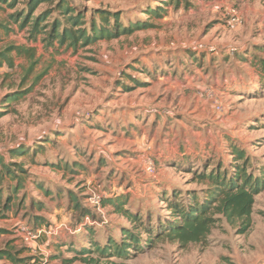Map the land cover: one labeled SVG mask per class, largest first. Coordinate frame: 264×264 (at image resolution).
<instances>
[{"label": "rangeland", "instance_id": "374dc122", "mask_svg": "<svg viewBox=\"0 0 264 264\" xmlns=\"http://www.w3.org/2000/svg\"><path fill=\"white\" fill-rule=\"evenodd\" d=\"M68 1L87 27L97 11L115 14L120 28L151 26L75 48L45 40L55 20L65 23L54 5L30 11L24 28L9 15L24 13L26 0L0 10L10 29L0 30V53L15 48L0 67V156L7 162L20 146L41 151L14 160L24 165L26 183L8 210L5 198L0 203V251L16 254L18 264H88L71 259L89 248L90 236L100 245L119 241L130 223L96 206V197L128 196V209L150 217L154 228L170 218L164 199L172 192L183 201L192 191L205 199L210 184L196 174L206 168L232 172L244 162L249 175L264 176V0ZM47 12L31 38V21ZM10 96L18 100L7 103ZM236 150L245 161L235 160ZM56 162L60 169L49 166ZM69 193L90 216L74 210ZM35 217L56 236L25 242L17 229L35 230ZM213 219L202 242L160 240L129 260L98 264H264V189L248 219ZM53 239L67 249L49 250Z\"/></svg>", "mask_w": 264, "mask_h": 264}, {"label": "trees", "instance_id": "16d2710c", "mask_svg": "<svg viewBox=\"0 0 264 264\" xmlns=\"http://www.w3.org/2000/svg\"><path fill=\"white\" fill-rule=\"evenodd\" d=\"M174 1L178 4L183 0H165L163 3L170 4ZM18 2L19 0H0V10H4V7L12 9ZM25 4L27 9L23 11L24 13L9 15V19H12L13 22L21 21L20 28H24L29 23L30 11L44 4L54 5V12H57L64 19L65 23L61 20H55L51 26V30L46 33L47 38L45 40L49 45L57 41L60 45L67 43L69 47L75 48L78 47V43H81V46H89L102 39L116 38L121 35L130 34L135 30L150 28L151 26L142 22L140 24H133V28H120L115 14L107 11H97V19H95V16L92 17L87 27L82 11H76V8L71 6L68 0H26ZM187 6L189 4L185 3L186 8ZM159 10L163 12L162 9ZM148 13L154 14L158 18L162 17V14L157 11H149ZM48 15L47 12L31 21L33 22L30 31L31 38H34L42 31L39 29V26L45 21ZM111 17H113L115 24L111 28H108ZM1 29H4L6 33L10 32L8 27L0 23ZM12 50H15V48L11 47L5 52L0 53V67L3 62L10 64L11 58L8 54ZM192 60L197 61L196 55H193ZM16 100H18V97L10 96L6 102L9 103ZM38 146L39 148H43V145ZM40 152L37 148L28 151L20 146L10 151L7 162L0 156V203L5 198L3 210L10 208V203L24 189L27 179L24 165L14 160L28 157L29 153L31 157H34L36 153L38 154ZM232 155H234L235 160L238 162L245 161L243 153L238 150L232 151ZM49 166L60 169L58 162L51 163ZM70 167L76 168L80 167V165L73 163ZM65 168H69L67 163L65 164ZM207 171L208 168L204 172L201 171L199 174H196L197 179L210 184V187L206 191L205 199L200 201L197 198L198 194L192 191L186 193L187 198L183 201L179 200L178 193L175 191L172 192L170 197L164 199L167 203L166 206L170 213V218L164 223L158 221L154 225L155 232L153 231L154 228L150 217L128 209V196H116L102 200V207L109 206L114 214L125 218L131 226L129 228L121 226L119 241L112 237H107L105 242L100 245L94 240L92 241V237L90 236L88 241L89 248L82 247L81 249L78 248L73 251L74 256L71 259L72 262L80 261L91 264L93 261L85 258L93 253L98 258L97 261H94V264H98L99 259L104 261L116 259L122 262L131 259L138 253L144 252L146 248L150 247V243L152 242L166 240L178 242L183 246L190 243L202 242L215 222V219H213L214 216L219 215L228 219H248L254 204V195L264 189V179H262L264 176L260 179L249 175L246 168H244V162L241 165H234V171L232 172L228 169H224L222 173L217 169L211 170L209 173ZM45 195H47V191ZM68 201L74 210L80 211L82 218L91 215L89 210L80 206L78 200L74 198L72 193L68 194ZM35 208L42 210L41 206ZM33 223L36 228H47L43 225L44 220L40 217H35ZM87 228L88 230L90 229V227ZM1 232L6 231L0 230ZM144 236H147V239L143 240ZM15 255L11 251H0V259H7L13 264H18L20 259H17ZM33 262L23 261L21 264H32Z\"/></svg>", "mask_w": 264, "mask_h": 264}, {"label": "built area", "instance_id": "2783aa9c", "mask_svg": "<svg viewBox=\"0 0 264 264\" xmlns=\"http://www.w3.org/2000/svg\"><path fill=\"white\" fill-rule=\"evenodd\" d=\"M216 109L220 111L221 106H219V104H218L216 106ZM101 201H102V197H96L94 199V203L96 206H99L101 204ZM87 220H88V218H86V221ZM87 223H88V221H87ZM17 232L22 235V238L24 239L25 242H31L33 244H36L39 242L40 239H42L44 237H50V236L57 234L56 233L57 229H55V233H54V231H52V229H50V227H47V228L40 227V228H36L35 230H32L26 226L20 225L17 229Z\"/></svg>", "mask_w": 264, "mask_h": 264}, {"label": "crops", "instance_id": "0c3cea01", "mask_svg": "<svg viewBox=\"0 0 264 264\" xmlns=\"http://www.w3.org/2000/svg\"><path fill=\"white\" fill-rule=\"evenodd\" d=\"M57 239H53V241H51V245L52 247H49V250L51 249L52 251H59L61 252L63 249H67V246H61V244H58ZM55 253H58V252H55Z\"/></svg>", "mask_w": 264, "mask_h": 264}]
</instances>
